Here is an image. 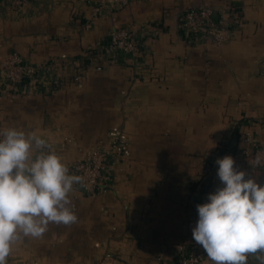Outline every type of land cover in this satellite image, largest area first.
<instances>
[{"label": "crops", "instance_id": "1", "mask_svg": "<svg viewBox=\"0 0 264 264\" xmlns=\"http://www.w3.org/2000/svg\"><path fill=\"white\" fill-rule=\"evenodd\" d=\"M99 1L0 7V62H63L54 85L13 92L0 79V131L35 133L66 165L119 146L113 189H75L77 223L23 238L7 264H174L203 249L192 229L196 205L223 186L217 158L232 156L264 186V169L248 163L264 145V0H139L95 16ZM201 6L229 28L223 45L180 31L183 14ZM123 27L140 41L134 58L108 46Z\"/></svg>", "mask_w": 264, "mask_h": 264}, {"label": "clouds", "instance_id": "2", "mask_svg": "<svg viewBox=\"0 0 264 264\" xmlns=\"http://www.w3.org/2000/svg\"><path fill=\"white\" fill-rule=\"evenodd\" d=\"M0 137V264H7L23 238H42L50 224L77 223L71 194L83 178L69 174L61 157L35 133L6 128ZM262 160L258 154L248 163L254 171ZM215 164L223 186L196 205L193 239L212 264H248L250 255L264 264V186L246 179L230 155Z\"/></svg>", "mask_w": 264, "mask_h": 264}, {"label": "built area", "instance_id": "3", "mask_svg": "<svg viewBox=\"0 0 264 264\" xmlns=\"http://www.w3.org/2000/svg\"><path fill=\"white\" fill-rule=\"evenodd\" d=\"M26 1L0 0V7L8 6L15 10ZM132 1L139 0H101L94 6L93 13L95 16L110 14L126 7ZM179 29L190 42L213 40L217 46L227 42L230 35L228 29L220 24L217 13L202 6L188 9L180 20ZM108 46L115 58H134L139 53L141 44L131 28L123 27L110 32ZM62 65L63 62L56 60L45 67L36 66L20 55L12 54L0 62V79L7 89L13 92L20 91L26 82L37 87L54 85ZM258 154L264 155V145L251 152L250 156L255 158ZM118 156L119 146L115 143L109 148H96L81 160L68 164L69 174L83 178L82 184H75L74 188L85 195H92L99 190H112ZM260 167L264 169V160ZM206 259L207 254L201 249L178 257L174 264H201Z\"/></svg>", "mask_w": 264, "mask_h": 264}, {"label": "trees", "instance_id": "4", "mask_svg": "<svg viewBox=\"0 0 264 264\" xmlns=\"http://www.w3.org/2000/svg\"><path fill=\"white\" fill-rule=\"evenodd\" d=\"M227 29H228V31L230 32L229 28H227Z\"/></svg>", "mask_w": 264, "mask_h": 264}]
</instances>
